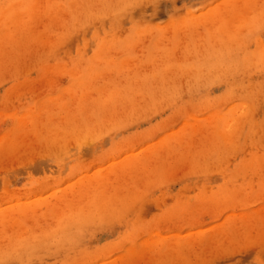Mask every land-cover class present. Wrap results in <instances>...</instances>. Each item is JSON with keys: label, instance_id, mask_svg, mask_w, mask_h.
<instances>
[{"label": "rangeland", "instance_id": "1", "mask_svg": "<svg viewBox=\"0 0 264 264\" xmlns=\"http://www.w3.org/2000/svg\"><path fill=\"white\" fill-rule=\"evenodd\" d=\"M0 264H264V0H0Z\"/></svg>", "mask_w": 264, "mask_h": 264}, {"label": "bare ground", "instance_id": "2", "mask_svg": "<svg viewBox=\"0 0 264 264\" xmlns=\"http://www.w3.org/2000/svg\"><path fill=\"white\" fill-rule=\"evenodd\" d=\"M7 209V208H6ZM12 209H13V207H12ZM6 218V217H5ZM9 220V219H8Z\"/></svg>", "mask_w": 264, "mask_h": 264}]
</instances>
